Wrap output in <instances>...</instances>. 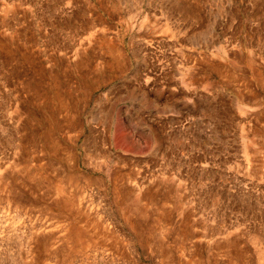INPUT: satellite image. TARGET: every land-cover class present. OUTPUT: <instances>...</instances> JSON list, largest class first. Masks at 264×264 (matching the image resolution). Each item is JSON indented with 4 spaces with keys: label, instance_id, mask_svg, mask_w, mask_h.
Instances as JSON below:
<instances>
[{
    "label": "rangeland",
    "instance_id": "374dc122",
    "mask_svg": "<svg viewBox=\"0 0 264 264\" xmlns=\"http://www.w3.org/2000/svg\"><path fill=\"white\" fill-rule=\"evenodd\" d=\"M0 264H264V0H0Z\"/></svg>",
    "mask_w": 264,
    "mask_h": 264
}]
</instances>
